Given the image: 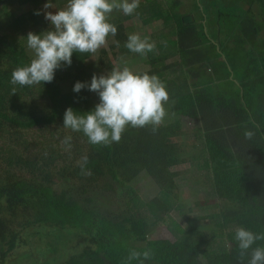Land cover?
I'll return each mask as SVG.
<instances>
[{
	"label": "trees",
	"instance_id": "obj_1",
	"mask_svg": "<svg viewBox=\"0 0 264 264\" xmlns=\"http://www.w3.org/2000/svg\"><path fill=\"white\" fill-rule=\"evenodd\" d=\"M6 1L0 0L3 9ZM173 1L175 10L183 6L180 0ZM150 3L153 8L146 21L161 17L175 25L165 39L174 51L155 57L151 54L156 50L143 56L129 51L125 43L130 33L153 37L143 31V20L118 22L119 38L127 54L149 65L135 73L155 74L166 84L168 111L198 121L219 198L216 217L224 228V246L210 250L204 227L193 223L174 241L149 238V219L131 184L147 174L177 200V167L185 162L180 146L172 141L182 133L177 121L160 125L155 132L151 126H128L119 143L90 144L82 132L64 128L63 118L68 107L84 113L97 103L84 89L63 93L61 83L71 78L74 87L97 73L77 66L54 76L51 83L14 86L13 69L31 59L24 42L11 41L0 32V264H8L21 246L36 249L38 264H126L133 249L151 250L146 264H237L233 228L264 231V0H188L184 13L175 12L177 19L168 3ZM28 12L16 17L7 11L6 17L16 25ZM101 52L91 67L109 72L115 64L107 49ZM80 54L73 53L78 61ZM175 55L178 62L167 63ZM58 126L69 132L61 141L72 137V150H62ZM36 128L49 134L33 138L37 151L30 155L25 132ZM245 128L255 133L250 140L243 136ZM84 155L87 175L77 165ZM148 204L157 221L171 211L159 197ZM178 210L182 212V204ZM205 217L213 218L201 219ZM81 243L84 246L77 249Z\"/></svg>",
	"mask_w": 264,
	"mask_h": 264
},
{
	"label": "clouds",
	"instance_id": "obj_2",
	"mask_svg": "<svg viewBox=\"0 0 264 264\" xmlns=\"http://www.w3.org/2000/svg\"><path fill=\"white\" fill-rule=\"evenodd\" d=\"M140 6V0H67L65 7L55 12L48 0L43 9L34 14H44L50 28L40 34L28 32L26 45L33 53L30 62L17 66L11 73L10 83L19 86H33L51 83L55 71L62 66H71L73 53L95 54L103 47L109 35L117 34V27L109 22L114 10L132 15ZM125 47L140 55L153 52L155 42L139 34L128 35ZM99 96V103L88 112L79 113L72 107L65 110L63 127L82 132L92 145L109 146L119 143L128 126L145 128L151 126L155 132L167 115L165 104L169 99L166 84L155 74L135 73L129 67H113L106 75L93 74L90 83L77 81L73 91L82 89ZM15 92V88H13ZM79 113V114H78ZM252 129L245 128L243 136L251 139ZM71 136H65L61 144L71 148ZM88 157L77 161L82 174H89ZM233 239L237 248V264H264V231L254 232L237 225L233 228ZM152 258L150 249L130 250L126 264L137 261L146 264Z\"/></svg>",
	"mask_w": 264,
	"mask_h": 264
},
{
	"label": "rangeland",
	"instance_id": "obj_3",
	"mask_svg": "<svg viewBox=\"0 0 264 264\" xmlns=\"http://www.w3.org/2000/svg\"><path fill=\"white\" fill-rule=\"evenodd\" d=\"M152 0H140L139 8L132 15H125L122 11L114 10L109 15V22L114 24L117 27V34L115 36L109 35L106 44L101 47L95 54L91 53H81L83 56L81 61H78L80 58L75 59V55H72L71 66H62L60 69L55 71V75L63 74L65 72H73L75 67L83 66L82 68L91 69L96 72L98 75H106L108 71L104 69H96L95 66L91 67V63L96 64L99 55H101V49L105 48L109 51V57H111L112 62L115 64V67L123 68L124 66L129 67L133 72H138L147 69L149 66L145 59L139 58L136 59L134 55L127 54L125 48L123 47L122 39L119 38L120 32L118 26L120 21L123 22H137L138 20L145 21L146 25L143 26V31L151 33L153 37L149 38L150 42H155V45L158 46L159 43L163 44L162 48H155V52L151 54V57L156 55H163L166 52H173L174 48L171 47L168 43H165L167 35L170 36L171 32H174L175 25L166 24L163 19L159 17L151 18L149 21H146V16L150 15L152 12L153 4ZM164 3V6L167 5L172 9V14H174L177 19V13L185 12V4L188 3V0H180L183 3V6L179 9L173 8V0H160ZM169 1V2H168ZM200 1V0H198ZM7 7L3 9L0 7V32L9 36L11 41H22L26 45V36L28 32H33L35 34H40L43 31H46L50 28V22L45 20L43 12L40 15L34 14L36 10L43 9L45 3L48 0H7ZM54 8L47 9L46 11L55 12L56 9H60L66 6L67 0H50ZM203 2V1H202ZM156 10L158 7H155ZM202 9V6H201ZM9 11L14 16L18 17L28 12L26 19L24 21L20 20L16 25L13 23V18L6 17V12ZM195 14V12H193ZM200 13L198 12L195 17L198 18ZM120 17V18H119ZM121 17L124 19H121ZM140 17V19H139ZM138 30V27L135 29L134 33ZM130 33V32H129ZM132 34V33H130ZM129 34V35H130ZM163 38V39H162ZM27 47V45H26ZM27 53L30 59L32 58V51L28 48ZM105 51V50H104ZM178 56L175 55L170 58L167 63H177ZM89 69V70H90ZM179 72L174 73L177 75ZM91 79L89 80L90 83ZM63 93H70L73 90L71 84V78L63 81L61 83ZM86 95L93 100L94 103L99 102V96L89 91L87 88L84 89ZM167 115L164 119V122L161 125H167L171 122L177 121L180 126L182 133L176 138L172 139L179 146L181 153L185 162L180 164L177 167L179 172L178 183L180 185L179 190H176L178 194L177 200L173 196L166 195L161 191L155 181L147 174H141L131 185L136 188L137 193L139 194V200L141 206H143L144 211L146 212V218L149 219L148 234L150 239H168L171 241L176 240L177 234L185 229H188L190 224H198L199 227H204L205 235L208 237L210 250H216L224 246L223 244V230L224 228L220 227L218 215L219 210V198L214 193V187L211 181V175L207 167V158L206 151L204 149V142L201 134L198 132L199 123L197 120L190 119L186 116H176L168 111L167 106L165 105ZM56 135L59 140L62 135H69V132L61 129V127H56ZM26 136L30 139L31 149L29 154L32 155L37 150L34 149L32 145L33 138H41L43 135H48V130H40L39 128L25 132ZM61 141V139H60ZM74 142V141H73ZM29 143V145H30ZM64 151L65 148L62 149ZM159 197L167 201L171 207V211L168 214H165L163 219L160 221L155 220L152 215L149 213L148 202L152 199ZM103 206H108L107 201L100 200ZM183 205V210L180 212L178 206ZM101 205V206H102ZM143 213V210H141ZM203 215H212L211 217H205ZM84 246L83 243L78 244L77 249H82ZM35 249V248H34ZM36 251L33 250L31 246H21L15 250L14 255L8 261V264H38L39 261L35 260L37 258ZM32 253V258H28V254ZM35 257V258H34Z\"/></svg>",
	"mask_w": 264,
	"mask_h": 264
},
{
	"label": "water",
	"instance_id": "obj_4",
	"mask_svg": "<svg viewBox=\"0 0 264 264\" xmlns=\"http://www.w3.org/2000/svg\"><path fill=\"white\" fill-rule=\"evenodd\" d=\"M222 57L224 58V55Z\"/></svg>",
	"mask_w": 264,
	"mask_h": 264
},
{
	"label": "crops",
	"instance_id": "obj_5",
	"mask_svg": "<svg viewBox=\"0 0 264 264\" xmlns=\"http://www.w3.org/2000/svg\"><path fill=\"white\" fill-rule=\"evenodd\" d=\"M140 31H142V30H140Z\"/></svg>",
	"mask_w": 264,
	"mask_h": 264
}]
</instances>
